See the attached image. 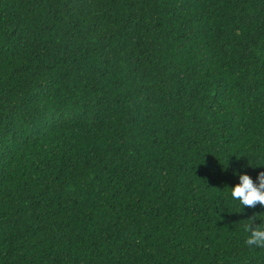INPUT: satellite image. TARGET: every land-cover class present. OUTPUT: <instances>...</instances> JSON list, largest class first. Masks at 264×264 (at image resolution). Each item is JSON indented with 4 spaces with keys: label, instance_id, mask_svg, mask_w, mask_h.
I'll return each mask as SVG.
<instances>
[{
    "label": "trees",
    "instance_id": "trees-1",
    "mask_svg": "<svg viewBox=\"0 0 264 264\" xmlns=\"http://www.w3.org/2000/svg\"><path fill=\"white\" fill-rule=\"evenodd\" d=\"M261 171L264 0H0V264H264Z\"/></svg>",
    "mask_w": 264,
    "mask_h": 264
},
{
    "label": "clouds",
    "instance_id": "clouds-1",
    "mask_svg": "<svg viewBox=\"0 0 264 264\" xmlns=\"http://www.w3.org/2000/svg\"><path fill=\"white\" fill-rule=\"evenodd\" d=\"M230 190L232 199L238 201L242 208H255L257 205L264 207V171L257 173L256 181L247 174H240L239 183ZM255 221L253 214L243 225L248 234L245 244L248 247L264 248V226Z\"/></svg>",
    "mask_w": 264,
    "mask_h": 264
}]
</instances>
